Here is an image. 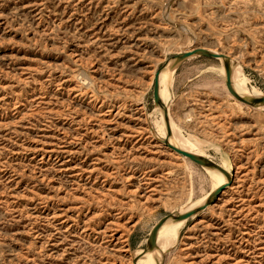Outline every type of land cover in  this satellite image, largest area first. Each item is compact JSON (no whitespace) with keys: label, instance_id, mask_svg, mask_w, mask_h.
<instances>
[{"label":"rangeland","instance_id":"374dc122","mask_svg":"<svg viewBox=\"0 0 264 264\" xmlns=\"http://www.w3.org/2000/svg\"><path fill=\"white\" fill-rule=\"evenodd\" d=\"M198 48L264 96V0H0V264H145L154 226L221 184L166 145L154 103L157 70ZM222 60L160 80L171 134L232 182L162 227L155 264H264V107Z\"/></svg>","mask_w":264,"mask_h":264},{"label":"bare ground","instance_id":"6f19581e","mask_svg":"<svg viewBox=\"0 0 264 264\" xmlns=\"http://www.w3.org/2000/svg\"><path fill=\"white\" fill-rule=\"evenodd\" d=\"M198 56V55H196ZM196 56H193V57H196ZM227 56V55H226ZM192 58V57H191ZM230 58V57H229ZM232 59V58H231ZM223 61V60H222ZM174 60L169 64L167 65L162 71H161V75H160V80H161V77L162 75L164 74V72L167 70L168 73L170 74L169 76H171V74L175 71V66H173ZM224 62V61H223ZM233 71V69H232ZM234 73V72H233ZM226 77V76H225ZM233 81L235 82V80L233 79ZM170 87H171V79H169V81L167 82V84L165 85L164 87V95H163V99H162V106H160L161 108V115H162V127H161V133L163 134V136H166L167 135V140L168 141V145L170 146H174L172 144V135H173V139L178 142L179 146L181 148V150H184V151H187V152H190V153H193V154H196V153H201V151H198V149H194L193 151H191L192 148L195 147L196 143H191V142H194V141H191L189 142V138L188 140L184 139L183 136L181 135V133L178 132V129H177V126L175 125V123H173V120L171 121L172 123V128L174 129L173 130V133L172 134H168V129L170 130V112H169V105H171V96H172V93L170 91ZM238 87H239V91L237 89V85L234 83L233 84V88L234 90L237 92V94H239L241 97H244V98H260L261 97V93H249L248 89H247V86H246V83H245V78H243L241 81H238ZM160 92H161V88H160ZM235 97V96H234ZM236 98V97H235ZM237 99V98H236ZM240 101V100H239ZM245 104V103H244ZM248 105V104H247ZM264 107V105H261ZM257 107H259V105H257ZM166 111V112H165ZM167 116L169 118V121L167 122ZM160 128V126H159ZM167 130V132H166ZM172 131V130H171ZM161 134V135H162ZM170 142H169V140ZM167 145V144H166ZM167 145V146H168ZM175 147V146H174ZM178 148V147H177ZM184 148V149H182ZM188 149V150H187ZM198 155V154H196ZM198 156H201V155H198ZM203 157V156H202ZM224 163H225V168L224 170L227 172V175L224 174L221 170H219L218 168H210V169H216V170H219L220 172H222V180H221V184L217 187V188H213L211 193L206 196L205 198L203 199H200L198 200V202H192L190 203V205L182 210L181 212H179L178 214H184L188 211H191V210H194L198 207H201L203 206L207 199L209 198V196L215 192L217 189L219 188H222V187H225L220 194H222L224 192V190H226L227 188H229L228 186H230L229 184L232 182V164L228 163L227 160H224ZM209 168V167H207ZM215 190V191H214ZM214 203V202H213ZM212 203V204H213ZM211 204V205H212ZM209 205V206H211ZM208 206V207H209ZM207 207V208H208ZM172 218V217H171ZM167 219L165 221V223L159 228L158 232H157V240H156V250L153 251V250H147L145 253L147 254L144 255L145 257H141L140 260H142V263H145V264H155V260L157 259L156 258V254H163L165 253V251H167L169 249V246L172 244L171 242L174 240L175 236L177 235L178 233V227L175 228V230H173L171 227H170V230H169V233L167 235H165L162 240L160 241L161 239V235H159L162 227L166 224V227H168L170 225V219ZM172 221V220H171ZM180 221V220H175L173 219V224L174 226H177V222ZM144 253V254H145ZM136 257V256H135ZM158 264H160V261L158 262Z\"/></svg>","mask_w":264,"mask_h":264},{"label":"water","instance_id":"95a60500","mask_svg":"<svg viewBox=\"0 0 264 264\" xmlns=\"http://www.w3.org/2000/svg\"><path fill=\"white\" fill-rule=\"evenodd\" d=\"M196 55H200V56H204V57H209V58H216V59H223L224 60V68H225V75H226V86L227 89L229 90V92L235 96L238 100H240L241 102L251 105V106H256V105H264V96L260 97V98H244L241 97L239 94H237V92L234 90L233 88V83H232V68L231 65L229 64V57L224 55V54H220V53H214L212 51H209L207 49H202V48H198V49H193L191 51H186L183 53H179L176 56L173 57V66H176L177 64L193 57ZM161 71L162 69L157 70L155 77H154V103L157 106H162V100L160 97V75H161ZM166 112V111H165ZM169 121V118L167 116V122ZM168 134H171V131L168 129ZM165 143L168 145V141H165ZM169 148H171L174 152H176L177 154H180L188 159H190L191 161L203 166V167H209V168H218L219 170H221L224 174L227 175V172L225 170H223L222 168H220L215 162L202 157V156H198L196 154L181 150L177 147L174 146H170L168 145ZM225 187L219 188L217 189L215 192H213L209 198L207 199L206 203L201 206L198 207L194 210L188 211L184 214H178V215H170L167 216L166 218H163L162 220H160L158 222V224H156L154 226V228L152 229L148 240H147V244H148V249L149 250H153L156 247V240H157V232L159 230V228L165 223V221L169 218H174L175 220H187L191 217H193L195 214H197L200 211H203L204 209H206L209 205H211L213 202H215L221 191L224 189Z\"/></svg>","mask_w":264,"mask_h":264}]
</instances>
